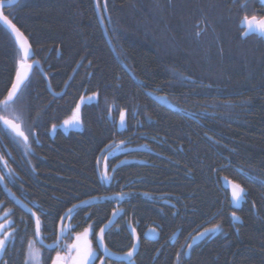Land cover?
<instances>
[{"label": "trees", "instance_id": "obj_1", "mask_svg": "<svg viewBox=\"0 0 264 264\" xmlns=\"http://www.w3.org/2000/svg\"><path fill=\"white\" fill-rule=\"evenodd\" d=\"M97 1L111 46L94 0H21L5 10L28 38L54 95L36 70L16 105L30 150L11 133L0 137L9 192L0 187V203L7 202L3 193L17 196L50 217L52 227L68 208L92 200L70 221L80 223V232L91 225L96 251L95 233L119 209L105 242L122 255L133 245L132 226L141 240L134 264H177L178 252L180 264H264V39L243 40L239 26L242 15L262 16L264 7L258 0H247V9L245 0H106V7ZM18 59L0 26V99L14 82ZM149 95L167 98L175 111ZM81 97V131L66 139L57 127ZM108 145L144 152L118 153L106 164L114 152H105ZM101 154L108 181L98 175ZM225 179L246 190L240 211ZM233 211L241 224H234ZM216 224L222 231L187 258L192 237ZM153 229L154 243L145 240Z\"/></svg>", "mask_w": 264, "mask_h": 264}, {"label": "snow or ice", "instance_id": "obj_2", "mask_svg": "<svg viewBox=\"0 0 264 264\" xmlns=\"http://www.w3.org/2000/svg\"><path fill=\"white\" fill-rule=\"evenodd\" d=\"M19 3V0H8L9 5H17ZM259 3L264 6V0H259ZM105 7L107 6L106 0H105ZM242 8L247 9V0H245V3L241 5ZM0 21L3 22L4 25L10 29L11 35L14 37L15 44L18 46V69L16 71L15 75V81L11 84V87L9 90H7L6 95L3 96L2 99H0V125H2V128H0V137L7 133H12L15 135V137H19L24 144L27 146V148L30 150V142H29V135L25 134V130L21 126V123H18V121H21V117L17 114V108L16 105L19 103L20 97L24 95V92L28 88V84L26 81L29 79V74L32 72L33 67L40 68V61L35 59V53L32 49L31 44L28 41V38L24 35V33L21 31L19 27L11 19H9V16L5 14V0H0ZM239 26L241 28V33L243 37H248L250 35H258L259 37H264V15L257 16L256 14L248 15L245 13L242 15ZM196 27L199 29L197 31V35H200V32L204 29L201 28L199 24L196 25ZM31 61V62H29ZM144 83V82H142ZM98 93H94L92 96L88 97V101H96L98 97ZM85 103L84 97L80 98V104ZM125 112L120 113V126H125ZM82 124L81 118H80V105H77L74 110V114L70 119H66L63 121L64 126H72V127H80ZM56 125H52V130L55 131ZM32 135H35V133H32ZM35 142L38 143L39 139L36 137ZM124 142L121 141V145ZM119 148V146H117ZM109 150L115 151L113 149V145H108V148L105 150V152H109ZM0 161H3L4 166L8 167V162L5 159L3 155H0ZM122 163H126L122 162ZM119 167V165H117ZM116 169L113 168L112 171L114 172ZM241 171H243L241 169ZM102 178L106 181L110 180L111 177L108 174V168L105 164ZM4 179V175L2 172H0V180ZM225 184L230 188V196L231 201L238 207L242 201L246 199V190L244 187H242L239 183L231 182L225 179ZM9 191H11L9 189ZM15 195V194H13ZM124 193L118 194L119 199L124 198ZM106 199H111V197H106ZM92 200H85L81 204H75L71 208H68L67 212L64 216L58 217V219L61 221V227H60V236L64 237L68 235V231L64 229L63 227V221L66 218H71L73 215H75V210L83 208L85 205L92 204ZM20 203H23L20 201ZM28 212L32 214V216L35 219V227H34V235L36 237H41V219L40 216L36 214L35 211H33L32 208L28 207V205H23ZM41 211H43L41 209ZM120 214V210L117 209L116 211H113L112 216L113 218H116ZM232 219L235 221H240V217L236 215V212H232ZM3 219V218H0ZM242 222V221H240ZM11 224V221H9ZM113 221L109 220L108 224H112ZM108 225H105V227L99 228V232L95 233L96 239L98 241V247L102 250L105 256L113 257L116 261H127V264H134V254L137 252V245L140 240V236L135 234V229H133V234L135 237L136 243L131 246V248L124 252L122 255L111 251L108 246L105 244V228ZM14 230V229H13ZM152 231H155L154 229ZM222 231L221 226L219 224H216L212 228H205L203 231L199 232L196 236L192 237L193 243L204 239L205 237L209 235H214L218 232ZM93 229L91 225L89 227L85 228L83 232H77L75 234L74 242L70 246H66L65 248V254L62 255L59 251L56 253V256L54 259H52V264H96V261L99 259V264H105L104 260L100 258V255L97 251L93 250L92 247V241L89 239L91 235H93ZM16 236L13 235V231H9L7 228H5L3 223H0V259H2L4 256L7 255L9 251V245H13ZM41 245H44L43 238H40L38 241ZM193 243L187 244V249L189 252L191 251L193 247ZM45 247L52 249L54 247H60L59 240L55 244H49L44 245ZM28 249H29V255L35 260L36 264H40L39 259V252L34 248V242L28 243ZM181 255L178 252L176 254V261L177 264H180ZM25 264H28V261L26 259ZM109 264H112L111 261H109Z\"/></svg>", "mask_w": 264, "mask_h": 264}, {"label": "flooded vegetation", "instance_id": "obj_3", "mask_svg": "<svg viewBox=\"0 0 264 264\" xmlns=\"http://www.w3.org/2000/svg\"><path fill=\"white\" fill-rule=\"evenodd\" d=\"M125 126H126V122H125ZM125 126L121 127L119 122L120 128L123 129L125 128ZM81 128H82V124L80 127L59 126L57 127V131L62 133V135L66 139H69L71 134L79 133L81 131ZM117 152L118 151L115 150L113 154L111 153L108 154V157L106 158V164L110 158L115 156V154H118ZM99 159H102V154L100 155ZM98 162H97V171L99 175L101 174V172H100V163L98 166ZM20 186L21 185H19V187ZM0 187L2 188L1 185ZM2 190L5 191L6 193H9L7 192V187L5 189L2 188ZM2 197H6L7 202L0 203V218H3L0 219V223H3L5 228H7L9 231H13V235H15L17 238L13 245H9V251L6 256L0 259V264H25L26 259L28 261V264H36L35 260L29 255V249H28L29 242H34V248L39 252L40 264H52V259L55 258L56 253L59 251L62 255H64L66 246H69V240L70 239L74 240L75 234L77 232H80V228H81L80 223L78 224V226L72 225L70 219L67 218V220L63 222V227L65 230L68 229L67 230L68 235L61 237L59 231L61 227L60 220H57V223L54 226L47 227L46 223L48 219L49 221H51L50 217H44V218L40 217L41 237L38 238L34 235L35 219L32 216V214L28 212L22 205L26 203H24L23 201L22 204L19 203L18 201L21 200L17 196L13 199L14 200L13 201L10 194L3 193ZM28 207H30V205H28ZM9 221H11V224L9 223ZM40 238H43L44 245L55 244L58 240H60V247L49 249L38 242ZM97 252L99 253L100 258L104 260V262L108 261L104 259V257L100 254L99 251ZM97 261H99V259Z\"/></svg>", "mask_w": 264, "mask_h": 264}, {"label": "water", "instance_id": "obj_4", "mask_svg": "<svg viewBox=\"0 0 264 264\" xmlns=\"http://www.w3.org/2000/svg\"><path fill=\"white\" fill-rule=\"evenodd\" d=\"M20 1H21V0H19V3H20ZM94 1H95L96 11H97V16H98V21H99V24H100L101 30H102V32H103L104 38H105L106 42L109 44V46H111V42H110V39H109V36H108L107 30H106L105 24H104V22H103V20H102L101 14H100V10H99V7H98V2H97V0H94ZM258 1H259V0H258ZM19 3H18V4H19ZM18 4H17V5H18ZM17 5H9V4H8V1H5V10H7V9H11V8H13V7L17 6ZM260 5H261V4H260ZM263 7H264V6H263ZM0 26H1L5 31H7L8 34H9V35L12 37V39L14 40V37L11 35L10 29H8V27H7L6 25H4L2 21H0ZM253 36H257V37H259L258 35L253 34V35H250V36H248V37H242V38H243V40H247L248 38H251V37H253ZM259 38H263V39H264V37H259ZM14 42H15V41H14ZM16 46H17V45H16ZM17 48H18V46H17ZM32 49H33V48H32ZM29 62H31V61H29ZM35 69L40 70V72L43 74V76H44V78H45V80H46V82H47V87H48L49 92L51 93V95H54V92H53V90H52V88H51V85H50L49 79H48L47 76L45 75V73H44V71H43V69H42V67H41V64H40V68H36L35 66L33 67L32 72L29 74V79H28V81H26V83L29 82V80H30V78L32 77V75H33ZM124 69H125V71L131 76V78L134 79V76H133V74L130 72V70H129L127 67H125V66H124ZM14 81H15V79H14ZM63 94H64V93H62L61 95H63ZM150 97H151V98L154 100V102H155L156 104H158L159 106H161V107H163V108H165V109H167V110H169V111H172V112L175 111V108H174L173 105L168 101L167 98H165V97H156V96H153V95H150ZM80 105H82V104H80ZM188 118L194 120L193 118H190V117H188ZM110 121H111V122L113 121V120H112V116L110 117ZM13 135H14V134H13ZM14 136H15V135H14ZM17 138H19V137H17ZM19 139H20V138H19ZM141 152H144V149H131V150H124V151L121 152V154H123V155H127V154H132V153H141ZM99 162H100V160H99ZM99 162H98V166H99ZM224 181H225V180H223V186H224L225 189L228 188V189H229V193H230L231 190H230V188L225 184ZM0 185L2 186L3 189L6 188V185H5L4 179H3V180H0ZM230 199H231V196H230ZM245 201H246V199H245L244 201H242L238 207H237V206L231 201L233 209H234L235 211H240V210L242 209V206H243V204L245 203ZM18 202L20 203V201H18ZM21 204H22V203H21ZM22 205H24V204H22ZM23 207H24V206H23ZM24 208H25V207H24ZM25 209H26V208H25ZM26 210H27V209H26ZM231 218H232V216H231ZM118 219H119V215H118L116 218H113V216H112L110 220H112L113 223H112V224H108V223L106 224V225H108V226L105 228V238H106L107 233H108L110 230H112V229L116 226V224H117V222H118ZM66 220H67V218L64 219V221H66ZM232 220H233V219H232ZM64 221H63V222H64ZM240 221H241V219H240ZM240 221H235V220H233L234 224H237V225H238V224H241ZM104 227H105V226H104ZM133 229H134V228H133L132 226L129 227L128 232H129V234H130V236H131V238H132V240H133V244H135L136 241H135V237H134V234H133V231H132ZM67 230H68V229H67ZM135 234H137L136 231H135ZM137 235H138V234H137ZM178 236H179V233H177V235L175 236V241L177 240ZM207 237H208V236H207ZM207 237H205L204 239L199 240V241H197V242H195V243H193V241H192V243H193V247H192V249H193L194 247L200 245L202 242H204V241L207 239ZM145 239H146L148 242H153V243H154V242L157 241V233H156V232H153V231H150V232L146 235ZM96 243H97V247H98V241H97V239H96ZM59 244H60V240H59ZM105 244H106V242H105ZM140 247H141V240H139V243H138V245H137V252L134 254V258H133L134 260L136 259L137 255L139 254ZM54 248H56V247H54ZM192 249H191V251H192ZM98 250H99L100 254L104 257L105 260L111 261V262H113V263H118V264H127V261H126V260H125V261H116L113 257L105 256L104 253L102 252V250H101L99 247H98ZM191 251L189 252V250H188V255H187L188 257H189V255H190Z\"/></svg>", "mask_w": 264, "mask_h": 264}, {"label": "bare ground", "instance_id": "obj_5", "mask_svg": "<svg viewBox=\"0 0 264 264\" xmlns=\"http://www.w3.org/2000/svg\"><path fill=\"white\" fill-rule=\"evenodd\" d=\"M95 2V1H94ZM98 2V1H97ZM96 7V6H95ZM99 7V6H98ZM96 13H97V11H96ZM134 76V75H133ZM134 79H135V77H134ZM150 96V95H149Z\"/></svg>", "mask_w": 264, "mask_h": 264}, {"label": "rangeland", "instance_id": "obj_6", "mask_svg": "<svg viewBox=\"0 0 264 264\" xmlns=\"http://www.w3.org/2000/svg\"><path fill=\"white\" fill-rule=\"evenodd\" d=\"M91 238V236L89 237V239ZM91 240V239H90ZM94 251H96L95 249H93Z\"/></svg>", "mask_w": 264, "mask_h": 264}]
</instances>
